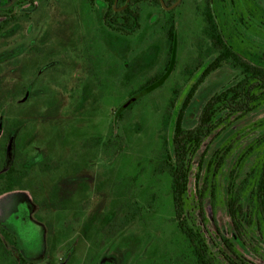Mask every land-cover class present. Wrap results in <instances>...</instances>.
<instances>
[{
    "label": "rangeland",
    "instance_id": "obj_1",
    "mask_svg": "<svg viewBox=\"0 0 264 264\" xmlns=\"http://www.w3.org/2000/svg\"><path fill=\"white\" fill-rule=\"evenodd\" d=\"M18 1L0 0V11L15 8L17 16L0 35V169L15 160L37 165L36 189L43 191L0 197V229L19 242V250L5 246L11 255L0 251V264H20V257L30 264H177L187 243L167 211L170 179L155 174L162 146L159 131L173 90L179 91L180 105L201 77L199 65L207 66L213 59L199 53L209 45L198 11L206 0H180L171 10L165 8L177 1H146L139 5L140 29L130 35L107 28L104 0H95L94 6L89 0H20L22 6H16ZM255 1L264 9V0H236L219 18L224 35L243 55L246 47L255 52L260 44ZM171 16L176 29L170 70L158 84L139 93L165 65V27ZM236 79L237 72L228 67L206 79L187 111L186 127H194L208 99ZM133 92L139 94L132 96ZM135 102L117 130L122 148L117 152L113 147L110 154L95 148L94 139L102 136L105 143L118 112ZM263 118L264 107L236 122L213 143L208 157ZM18 123L25 126L6 138ZM165 136L170 140L172 131ZM59 162L62 168L42 171L45 163L56 168ZM190 185V223L204 232L213 248L218 230L238 241L225 194L216 202L206 198L205 225L196 208L193 175ZM121 192L144 207V216L113 240L102 242L99 227L118 206ZM258 242L257 253L240 244L247 264H264V241ZM181 264L194 263L187 259Z\"/></svg>",
    "mask_w": 264,
    "mask_h": 264
},
{
    "label": "trees",
    "instance_id": "obj_2",
    "mask_svg": "<svg viewBox=\"0 0 264 264\" xmlns=\"http://www.w3.org/2000/svg\"><path fill=\"white\" fill-rule=\"evenodd\" d=\"M21 1L26 3L33 0ZM21 1L19 0L16 6H22ZM146 1L149 0H131L128 8L117 11L126 5L127 0H104L108 5L103 18L105 25L121 34L135 33L140 29L139 5ZM150 1L162 5L169 4L168 2L173 0ZM244 1L250 2V0ZM89 2L94 6L95 0ZM229 2L233 7L236 4V0H206L204 6L198 9L205 23L204 36L209 43L207 48L201 47L199 53L201 57L213 59L207 66L199 65L197 71L203 69L201 77L190 88L180 105H178L179 91L173 90L174 96L167 104L159 131L162 146L159 167L155 170V174L167 175L170 179L171 207H168L167 211L172 212V220L187 243V252L185 251L182 257H176L177 264L184 263L187 259L192 260L194 264H247L246 255L240 244L248 252L257 253L259 250L256 244L259 243L258 241H264V118L247 130L229 138L210 158L208 157L213 143L236 122L264 107V9L255 1V18L261 20L259 25L258 23L255 25V33L258 34L257 39L260 40V44L255 47V52L250 47H246L243 55L230 44L219 19L220 16L223 17L222 13ZM14 11L15 8L0 11V17H4L0 23V35L17 22ZM248 13L253 15L254 11L250 10ZM243 18L240 17V23H243ZM250 28L252 26H249L248 30ZM175 29L176 21L171 16L165 27L167 39L165 65L141 86L139 93H144L158 84L170 70L175 46ZM225 67L237 72L236 81L214 93L203 106L196 125L187 128L185 125L187 111L199 86ZM136 93L133 92L132 96ZM135 105L136 102L131 103L118 112L106 142L104 143L102 136L95 138L93 142L95 148L102 147L101 151L105 154H108L113 147L117 148V152L122 148L123 139L117 134V130L134 110ZM23 126L25 125L18 123L10 127L5 137L13 138ZM168 131H172L170 140L165 136ZM241 140L244 145H241ZM17 162L15 160L9 164L6 161L5 167L0 169V197L16 191H30L33 195L35 193L39 195L43 188L36 189L39 179L34 175V170L37 165L25 166ZM47 164H44L42 170L46 173L57 170L63 165L59 162L54 168ZM192 175L195 179L196 208L203 224L206 225L208 221L204 209L206 198L209 196L216 202L224 193L227 213L238 241L225 237L218 230L215 234L217 240L213 244L215 250L206 239L204 232L190 223L187 213L191 199ZM118 198V206L114 212L106 214L105 224L99 227L100 236L104 240L102 242L113 240L144 216V207L138 201L125 196L123 192ZM151 203L152 201L149 202V207H153ZM108 212L109 210L106 213ZM6 245L19 250L16 236L2 228L0 251L11 255L6 250ZM20 264L30 263L20 257Z\"/></svg>",
    "mask_w": 264,
    "mask_h": 264
},
{
    "label": "water",
    "instance_id": "obj_3",
    "mask_svg": "<svg viewBox=\"0 0 264 264\" xmlns=\"http://www.w3.org/2000/svg\"><path fill=\"white\" fill-rule=\"evenodd\" d=\"M179 1H180V0H178V1L175 3V5H173L172 7H170V8H165V9H167V10H171V9H173L177 4H179ZM130 2H131V0H127L126 5H125L124 7H122V8H120V9H118L117 11H123V10H125L126 8H128ZM115 6H116V5H115Z\"/></svg>",
    "mask_w": 264,
    "mask_h": 264
},
{
    "label": "crops",
    "instance_id": "obj_4",
    "mask_svg": "<svg viewBox=\"0 0 264 264\" xmlns=\"http://www.w3.org/2000/svg\"><path fill=\"white\" fill-rule=\"evenodd\" d=\"M62 168V167H61Z\"/></svg>",
    "mask_w": 264,
    "mask_h": 264
}]
</instances>
